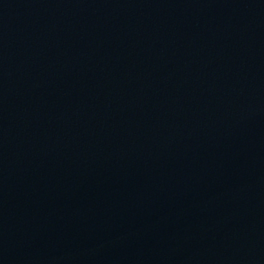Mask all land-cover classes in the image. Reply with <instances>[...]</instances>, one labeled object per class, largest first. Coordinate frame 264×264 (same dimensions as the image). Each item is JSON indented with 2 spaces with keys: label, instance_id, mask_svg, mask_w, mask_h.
<instances>
[{
  "label": "water",
  "instance_id": "95a60500",
  "mask_svg": "<svg viewBox=\"0 0 264 264\" xmlns=\"http://www.w3.org/2000/svg\"><path fill=\"white\" fill-rule=\"evenodd\" d=\"M0 264H264V0H0Z\"/></svg>",
  "mask_w": 264,
  "mask_h": 264
}]
</instances>
